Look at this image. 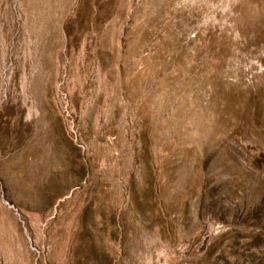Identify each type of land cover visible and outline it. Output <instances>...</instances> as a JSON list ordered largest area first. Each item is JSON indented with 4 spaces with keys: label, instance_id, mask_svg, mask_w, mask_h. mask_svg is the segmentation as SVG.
Here are the masks:
<instances>
[{
    "label": "rangeland",
    "instance_id": "obj_1",
    "mask_svg": "<svg viewBox=\"0 0 264 264\" xmlns=\"http://www.w3.org/2000/svg\"><path fill=\"white\" fill-rule=\"evenodd\" d=\"M0 264H264V0H0Z\"/></svg>",
    "mask_w": 264,
    "mask_h": 264
},
{
    "label": "water",
    "instance_id": "obj_2",
    "mask_svg": "<svg viewBox=\"0 0 264 264\" xmlns=\"http://www.w3.org/2000/svg\"><path fill=\"white\" fill-rule=\"evenodd\" d=\"M8 202V201H7ZM10 204V203H9ZM10 205H12L13 206V204L11 203ZM27 236H28V238H29V240L31 241V239H30V236L27 234Z\"/></svg>",
    "mask_w": 264,
    "mask_h": 264
}]
</instances>
